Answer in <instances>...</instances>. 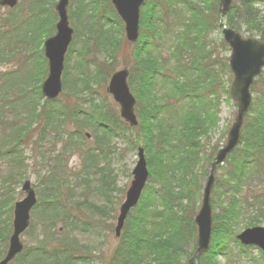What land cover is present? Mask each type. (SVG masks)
Masks as SVG:
<instances>
[{
  "label": "trees",
  "instance_id": "1",
  "mask_svg": "<svg viewBox=\"0 0 264 264\" xmlns=\"http://www.w3.org/2000/svg\"><path fill=\"white\" fill-rule=\"evenodd\" d=\"M56 1L31 0L29 10L34 20L30 25L26 24L27 30L22 43L34 46L36 62H31L33 68L25 76L19 74L10 79L11 73L1 71L2 65L18 60V53L11 46L18 45L16 38L22 26L17 18L10 21V15L0 16L2 116L9 107L8 97L12 86L30 85L35 98L43 99L41 84L47 76L43 43L54 34L58 20ZM255 1L257 0H242L243 8L240 11L235 9L239 12L229 16L227 25L239 32L238 25L244 24L249 29L251 27L257 30L255 34L264 40V17L258 14V10H254ZM218 2L219 0L146 1L141 13L140 38L133 45L134 60L130 65L131 59L127 58L125 62L131 66L129 86L137 100L136 127H130L121 120L115 109H110L104 103L92 104L86 109L77 102V98L73 104L66 102L60 105L56 104L58 100H44L40 105L32 98L29 101L32 106L25 113L29 122L22 124L16 120L17 117L10 120L11 123L2 124V128L8 129L6 134L9 137L4 140L8 149L2 146L0 158H7L13 168L24 166L23 154L17 153L16 148L23 145L22 139L33 138L37 128L30 135L32 121L37 126L40 118L45 123L39 140L47 132L53 133L61 141L66 139L62 148L64 155L82 153L81 169L86 187L91 188L89 183L93 177L91 192L102 198L101 205L89 202L82 204L99 217L95 224L85 225L92 230L106 227L112 232L109 219H112L111 213L115 212L114 200L120 189L117 188L114 174L108 168L110 138L127 140L133 144V149L144 148L150 172L149 183L138 206L126 220L117 248L105 264H182V257L188 259L193 255L197 245L194 217L200 208L203 180L207 174L204 163L210 164L219 149L217 144L208 154L206 150L209 146L207 147L205 140L210 139V134L218 126L221 98L224 95L229 97L231 80L228 59L214 58V49L209 44L208 36L218 24ZM105 3L108 8L102 18L93 13L92 7L87 9L83 0L78 8L77 17L86 18L87 26L84 29L90 35L81 52L83 60L80 58L77 62L81 73L86 70L83 67L85 57L91 54L89 40L96 46L95 52L110 54L114 51L119 54L125 50V45H131L125 39L124 25L110 0H105ZM12 12L9 11L8 14ZM112 26L118 27V37L111 30ZM250 31L252 32L251 29ZM75 32L78 38L77 26ZM222 44L228 49L225 43ZM29 63L26 60L20 61V65L24 67ZM94 66L97 82L106 84L115 69L106 62H94ZM223 76L229 77L227 84L221 81ZM12 81L15 85L10 84ZM70 90L78 97V88ZM20 102L25 111L29 103L26 92L21 95ZM13 109L16 110L17 106H13ZM261 112H258V118L250 126L247 124L248 136L242 137L239 147L231 155L233 159L227 169L228 178L224 185H216L220 188L217 198L220 195L222 200L224 196H228L229 202H222L219 210L218 205L216 207V213L213 214L212 246L204 255L202 264H219L216 257H224L228 264H237V261L243 264L244 254L248 255L249 263L254 262L250 254L245 253L252 249L241 246L235 240L234 226L238 225V220L250 219L246 215L251 209L257 216L254 220L251 218L245 228L255 226L259 217H264V193L254 190L249 194L242 192L247 187L248 176L254 179L259 175L261 178L264 171V110ZM68 125H74V129L66 130ZM88 131L97 138V146L84 150L85 133ZM134 134L137 138L131 142L129 138ZM62 163V156L55 157L54 169L62 171ZM50 188L53 190V199L48 204L49 212L44 214V220L48 223L44 226V237L33 247H25L24 252L12 264H91L90 250L86 246H80L77 239L66 234L67 231L78 232L79 222L72 217L66 201L61 198L62 185ZM3 196V200H0L4 204H0V260L7 252L12 233V194L6 188ZM212 203L215 209L216 201L212 199ZM6 210L7 218L1 222V215ZM57 225L61 226L60 229ZM232 243L238 245L240 252L234 258ZM260 255L264 260L261 251Z\"/></svg>",
  "mask_w": 264,
  "mask_h": 264
},
{
  "label": "rangeland",
  "instance_id": "2",
  "mask_svg": "<svg viewBox=\"0 0 264 264\" xmlns=\"http://www.w3.org/2000/svg\"><path fill=\"white\" fill-rule=\"evenodd\" d=\"M200 1V0H199ZM58 0L56 1V3ZM242 0H236L235 4L233 5V8L228 13V15L223 19V23L227 25V21L230 15L234 16L235 14H238V12L241 10L240 8H243ZM83 4L87 7V9L93 8V13L97 15V17L102 18V16H105V12L107 11L108 6L105 3V0H83ZM30 5L31 0H20L18 8H16L12 14H8V10L4 8H0V16L6 15L7 17H11L10 21H13L14 19H19L20 25L22 28L19 30L18 37L16 38V43L18 45L11 46V49H15L18 53V60L16 62H12L10 64L2 65V72L11 73L12 76L9 77L10 79L16 78L19 74H23L24 76L32 70L33 67H31V62H36V51H34L33 45H25L23 44L25 32L27 30L26 24L30 25V23L34 20V16L31 17L30 13ZM81 0H70L69 6H68V15H69V22L70 26L75 30V26H77L79 30V37H76V33H74L73 41L69 47V50L66 54L65 58V71L62 76V81L64 84V92L62 93L61 97L58 99L57 105L65 104L66 102H69L73 104L77 98V102H80L84 108L88 109L92 104H100L104 103L106 106H109L110 109H115L117 113L119 114V107L118 105L113 101L112 96H110L107 93V85L109 82V79L107 80L106 84H103L102 81L99 84L96 80V69L94 66L95 63L101 64L102 62H106L109 65H112L115 69L114 72L120 71L124 68H128L130 70L129 65L133 62L132 52L134 51L133 45H125L124 51H121L118 54V51H114L113 53H105V52H95L96 46L93 45L91 40L90 42V48H91V54L88 57H85L83 67L86 69L83 73L79 71V68L77 66V62L81 59L83 60V57L81 56L82 50H84V42L87 41L88 37L90 36L87 31H85L84 26H87L86 18L83 17L81 19H78V8L80 7ZM218 8L221 14V4L218 2ZM238 8L239 11L237 12L235 9ZM254 10H258V14L262 17H264V0H257L254 2L253 5ZM256 12V11H255ZM92 14V13H91ZM220 14L217 16L218 24L217 27L213 29V31L208 36L209 38V44L210 47L214 49V58L224 60L225 58L228 59L230 55V50L225 49L223 47V34L222 29L220 28ZM49 20V19H48ZM238 22H240L239 19H237ZM49 22V21H48ZM239 33L242 35L243 38H257L259 39L255 33H257V30H254L250 27L252 30V33L250 29L245 26L244 24H239ZM111 30L114 32L115 36L118 37V27L112 26ZM55 32V30H54ZM1 33V31H0ZM124 38V35L122 36ZM124 45V42L123 44ZM70 58V59H69ZM81 58V59H80ZM131 59L129 62V65H126V59ZM29 61V65L27 66H21L20 61ZM113 72V73H114ZM230 85L233 80V77L231 75ZM84 80V81H83ZM229 77L223 76L221 77V81L225 84L228 83ZM67 81V84L65 83ZM10 84L15 83L12 81ZM30 85H16L15 87L12 86L9 93V100L8 105L9 107L4 110V115L2 116L0 114V152H2V146L4 149L6 148V145L4 143V140H6L9 136L6 134L8 129L2 128L3 123H11L10 120H13L17 118L16 120H19L22 124H25L29 122L30 120L26 116V112L28 108H31L30 100L32 98L35 99V101L39 102L41 105L44 101V99L37 100L35 98V94L33 91H31ZM89 89H87V87ZM22 88V89H19ZM68 88V90H66ZM78 88V97L72 94V91L70 89L77 90ZM19 89V90H18ZM23 92H26L27 94V101L29 102L26 110L21 106L20 97L23 94ZM251 92L253 95V102L252 107L247 114L244 122V127L242 130V137L248 136L247 135V124L250 126L253 123V120L258 118L257 116L259 113H262L261 111L264 110V71L262 74L256 79L254 85L251 88ZM17 106V109H13V106ZM39 105V108L41 107ZM1 110V107H0ZM259 112V113H258ZM238 113V105L237 103L232 99V97L229 95L222 96L221 98V105H220V111H219V122L216 130L212 132L209 136V140L206 139L205 143L207 144V153L211 152V148L215 147L217 144L219 145V149L223 147L228 139L229 130L232 127L233 122L235 121V118ZM45 121L43 118H40L38 125L36 126L35 122L32 121V127L30 131V135L33 133V130L37 133H34L33 138H25L22 139V144L20 147L16 148V152H22L23 159L25 161L24 166L21 165L20 167L13 168L7 158H0V200H3L4 196V190L7 188L11 194L13 199V205H12V212L11 217L13 221V212L15 203L22 201L26 194L21 190L22 185L25 181H30L33 188L36 190V195L38 199V204L32 210L31 213V227L30 229L22 235L21 240L24 243L25 247L31 248L34 245L37 244L38 241H40L44 236L45 228L44 226L48 225V223L44 220V214L49 212L48 204L53 199V190L50 188V186H57L62 185V194L61 197L63 200L66 201L68 206V211L71 212V215L74 219H76L79 222V231L78 232H70L67 231L66 234L72 236V238L77 239L80 243V246H86L90 252V262L91 264H105V262L108 260L110 255L113 253V251L118 246V240L115 237V227L117 218L119 216V209L120 206L125 201L126 193L131 185V182L133 180L132 172L134 170V167L136 166L138 162V151L137 149H133L132 145L129 141L124 140L122 138L114 137L110 138L109 140V150L107 152L108 155V168L111 170V172L114 174L116 181H117V188L120 189V191L116 192V199L115 201V212L113 211L111 213L112 219H109V224L112 226V232H110L106 227H100L95 230H92L88 228L87 224H95L96 220L99 218L96 214H94L92 211H90L88 208L84 207L82 204L83 202H89L92 204H98L101 205L102 198L99 195H93V191L91 192V188L93 186L92 180H94L93 177H91V183L90 187H86V180L84 178V175L82 174V153H69L67 155H64L62 152V148L65 145V140L61 141L59 140V137L56 136L53 133H48L45 137H43L41 140H39V136L41 134V131L44 129ZM66 130L70 131L74 129V125L67 126L65 128ZM6 130V131H5ZM89 134L90 137L85 136V142L83 144L84 150L87 149H94L97 146V138L94 136V134L91 131L86 132L85 134ZM137 136L134 134L132 137H130V141H135ZM216 155V153H215ZM214 155V157H215ZM57 156H62L63 159V170L58 172L54 169V158ZM233 156H231L223 166L219 167L216 172V184L215 188L212 194V199L216 201L215 209H213V213H216V207L217 209H221L222 202H229V197L224 196L222 200L217 198L218 193L220 192V188H218L216 185L221 184L224 185L225 180L228 178L227 169L229 167V164L232 162ZM212 161L210 164L207 165V163H204L206 165V177L203 180V187L204 183L206 182V179L209 177V170L211 166ZM201 168L199 169L200 172ZM249 172V170L247 171ZM258 178L252 179V176H248L246 180V188L243 189V194H248L250 191L253 192H259L262 191L264 193V171H262L261 178L260 176H255ZM11 185V186H9ZM220 187V186H219ZM203 190V188H202ZM68 195L70 197H68ZM241 196V195H240ZM201 197H202V191H201ZM218 200V201H217ZM2 206H4L3 203L0 202ZM7 203H5L6 205ZM214 208V207H213ZM249 210V209H248ZM7 212L4 211V213L1 215V222L5 221L7 218ZM257 213L255 211L249 212V214L246 215V217H250L253 220L256 218ZM245 217V218H246ZM242 217H240L241 219ZM250 219H241L238 220V225L234 226V232L235 237L242 231H244L245 225ZM11 221V226H12ZM84 225V226H83ZM59 226V225H57ZM61 226H59L60 229ZM254 227V226H253ZM255 227H263L264 228V217H259L258 222L256 223ZM12 228V227H11ZM251 228V227H250ZM85 230V231H84ZM83 231V232H82ZM11 235V234H10ZM197 236V232H196ZM10 237V236H9ZM236 240V239H235ZM213 241V238H212ZM252 250L248 251L246 250L245 253H249L250 256L253 258L254 262L249 263L248 255L244 254L243 256V264H254L258 263L261 264V261H264L261 258L260 250H258L255 247H249ZM197 245L195 249L193 250V255L196 252ZM232 250H233V256L240 255L238 245H235L232 243ZM192 255V256H193ZM191 258V257H190ZM190 258L182 257L181 261L182 264H188V261ZM204 256L201 257L200 262L202 264V259ZM216 261H218L219 264H228L227 259L224 257H216ZM237 264H239V261H237Z\"/></svg>",
  "mask_w": 264,
  "mask_h": 264
},
{
  "label": "water",
  "instance_id": "3",
  "mask_svg": "<svg viewBox=\"0 0 264 264\" xmlns=\"http://www.w3.org/2000/svg\"><path fill=\"white\" fill-rule=\"evenodd\" d=\"M146 0H111L117 14L124 22L125 37L134 44L140 36L141 8ZM234 0H221V19L230 11ZM19 0H0L1 7L14 9ZM69 0H60L56 5L59 21L56 25V35L44 43L45 57L49 63V73L42 85L43 95L49 100L57 99L63 91L62 75L64 71L65 55L73 40L74 30L69 25ZM223 28L224 41L231 49L229 68L233 74L230 95L238 104V114L230 128L226 145L221 148L209 170L199 212L194 222L197 226V249L188 264H200L201 255L210 250L212 241L213 209L211 195L215 185L216 172L223 165L228 156L238 147L244 119L252 104L251 87L255 79L264 69V42L256 39H244L239 33L220 24ZM129 70L115 72L108 84L107 92L119 106V114L123 121L131 127L138 125L135 113L137 100L128 84ZM89 137V135H88ZM138 162L133 170V181L127 191L126 198L119 210L115 236L119 238L130 211L137 206L149 178L148 164L145 150L139 148ZM22 191L26 194L22 201L15 204L13 232L9 239V248L0 264H11L24 250L21 236L30 227L31 212L37 205L36 191L30 181L23 184ZM237 240L244 246H254L264 253V228L253 227L246 229L237 236Z\"/></svg>",
  "mask_w": 264,
  "mask_h": 264
}]
</instances>
